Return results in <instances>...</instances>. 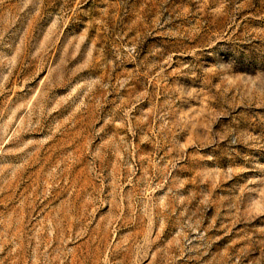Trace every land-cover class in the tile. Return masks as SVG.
I'll return each mask as SVG.
<instances>
[{"label":"rangeland","instance_id":"rangeland-1","mask_svg":"<svg viewBox=\"0 0 264 264\" xmlns=\"http://www.w3.org/2000/svg\"><path fill=\"white\" fill-rule=\"evenodd\" d=\"M0 264H264V0H0Z\"/></svg>","mask_w":264,"mask_h":264}]
</instances>
